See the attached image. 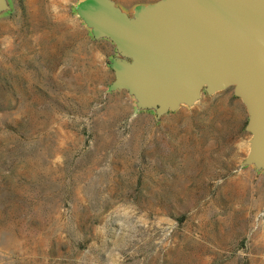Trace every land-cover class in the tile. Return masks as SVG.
Wrapping results in <instances>:
<instances>
[{
  "label": "rangeland",
  "instance_id": "obj_1",
  "mask_svg": "<svg viewBox=\"0 0 264 264\" xmlns=\"http://www.w3.org/2000/svg\"><path fill=\"white\" fill-rule=\"evenodd\" d=\"M84 1L0 11V264H264L241 98L203 91L159 116L110 90L120 54Z\"/></svg>",
  "mask_w": 264,
  "mask_h": 264
},
{
  "label": "water",
  "instance_id": "obj_2",
  "mask_svg": "<svg viewBox=\"0 0 264 264\" xmlns=\"http://www.w3.org/2000/svg\"><path fill=\"white\" fill-rule=\"evenodd\" d=\"M78 11L120 54L109 89L127 90L140 108L161 116L233 87L248 112L244 163L264 168V0H156L132 15L115 0H85Z\"/></svg>",
  "mask_w": 264,
  "mask_h": 264
},
{
  "label": "flooded vegetation",
  "instance_id": "obj_3",
  "mask_svg": "<svg viewBox=\"0 0 264 264\" xmlns=\"http://www.w3.org/2000/svg\"><path fill=\"white\" fill-rule=\"evenodd\" d=\"M117 3V2H116ZM140 3H142V2H140Z\"/></svg>",
  "mask_w": 264,
  "mask_h": 264
}]
</instances>
